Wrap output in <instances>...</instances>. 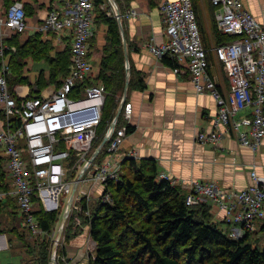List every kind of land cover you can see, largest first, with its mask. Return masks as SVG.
<instances>
[{
    "label": "built area",
    "instance_id": "built-area-1",
    "mask_svg": "<svg viewBox=\"0 0 264 264\" xmlns=\"http://www.w3.org/2000/svg\"><path fill=\"white\" fill-rule=\"evenodd\" d=\"M215 7L214 19L218 30L236 37L230 43L213 48L229 82L227 93L210 74L211 63L200 31L193 0H162L161 12L167 41H151L149 50L155 56L174 57L189 71L198 93H211L217 102V113L210 132H200L203 144L219 145L224 137L235 135L238 141L254 152L264 141V24L245 7L243 0H210ZM114 5V1H111ZM56 7L38 13L41 24L37 31L70 34L71 63L69 73L59 87L51 92L31 96L25 88L9 89L10 65L5 59L8 45L0 44V151L10 188L0 191V201L14 198L25 218L29 233L44 235L34 215L37 196L46 211L59 210L78 185V201L88 202L89 192L84 184L96 183L103 188V202L112 200L106 190L111 181H119L123 172L120 149L128 135L133 104L125 102L122 120L111 133L106 154L98 159L94 150L106 104L103 84H90L95 68L90 59V39L94 35L95 0H61ZM132 14L136 16V12ZM28 29L25 2L15 0L0 10V37L6 32L24 33ZM15 51V49H14ZM135 154L127 158H134ZM87 171L78 180L89 161ZM161 178L170 179L165 173ZM252 183L240 190L221 188L215 181L191 182L188 206L212 201L223 211L231 225L228 235L241 239L264 224V176L251 172ZM176 183L173 179H170ZM76 209L81 208L76 205ZM90 214V211H87ZM57 264L58 255H53ZM68 264V263H67Z\"/></svg>",
    "mask_w": 264,
    "mask_h": 264
},
{
    "label": "trees",
    "instance_id": "trees-1",
    "mask_svg": "<svg viewBox=\"0 0 264 264\" xmlns=\"http://www.w3.org/2000/svg\"><path fill=\"white\" fill-rule=\"evenodd\" d=\"M55 1L56 3L61 2V0H50L49 8L52 9V3ZM115 1L120 11L123 12L124 1L130 0ZM193 1L203 42L208 50L211 63V55L215 57L213 48L230 43L236 37L221 33L215 23L216 41L214 43L216 45L207 46L206 43L210 42L201 24L200 0ZM13 2L8 3V6ZM103 4L105 0H95V7H101ZM211 6L214 17L215 7ZM25 8L28 17L36 14V8L30 3L25 2ZM100 12L99 17L109 27V43L105 47L101 73L98 77L88 80L90 84H98L96 80H100L106 88V104L94 150L100 147L123 103L127 81L124 42L119 22L117 18L107 16L104 11ZM19 34L13 33L11 37L14 38ZM16 46L17 50L12 52L11 70L7 76L12 93L17 86L32 85L29 78L24 75V67L27 65L28 58L35 61L45 59L49 63L50 79L43 74L38 79L42 90L51 78L54 80L66 72L55 86L59 87L62 84L69 73L71 53L70 56L59 53L61 55L53 57L51 51L54 47L39 37L29 43H17ZM163 61L168 66L180 70L174 57L166 55ZM224 75L226 76L225 73ZM129 80L128 91L133 87L134 77L131 75ZM137 86L140 89L145 88L142 80H139ZM42 90L37 93L33 91L30 95L40 96ZM126 102H128V96ZM121 120L120 115L119 124ZM132 130L133 127L130 125L128 133ZM107 146L108 142L101 148L99 160L105 156ZM4 161V157L0 155V190L10 188L4 170ZM106 190L111 192L112 202H98L93 207V216L89 221L91 239L95 245V252L90 257L89 264H264V244L260 241L262 239L260 234H264V224H260L259 230L249 232L244 238H231L228 232L211 221L212 214L209 204L188 206L186 199L190 193L189 190L176 185L168 178H161L154 160L126 158L123 161L121 179L109 182ZM37 198V196L34 197V215L47 235H43L44 238H41L42 236L33 237L36 240L30 242L31 239L27 238L25 233H21L17 227H14L12 231H16L18 236L24 239H21L26 252L23 264H52L53 246L48 236L57 220L58 211H46L41 208L42 205ZM13 203L16 206H13ZM6 208H9L13 215H16V209L19 210L15 199L0 201V234L7 230V228H2L4 222L2 215ZM86 208L84 201L83 209ZM23 220L25 221L24 217ZM254 235L260 237L254 239ZM69 238L70 235L67 236V242ZM57 255V264H67L64 246L58 249Z\"/></svg>",
    "mask_w": 264,
    "mask_h": 264
},
{
    "label": "crops",
    "instance_id": "crops-1",
    "mask_svg": "<svg viewBox=\"0 0 264 264\" xmlns=\"http://www.w3.org/2000/svg\"><path fill=\"white\" fill-rule=\"evenodd\" d=\"M25 2L27 3V0ZM201 2L204 6L200 5L201 24L210 42L206 45L215 46L212 4L210 0H201ZM243 2L252 15L264 24V0H243ZM123 4L125 6L123 12L120 11L119 6H116V10L120 11L121 22L118 14L116 16L120 29L124 32L123 35L121 31L127 71L126 91L128 102L133 104L130 121L133 130L128 133L120 149L121 156L127 158L128 155L135 154L133 157L137 160H154L159 174L165 173L176 182V185H181L186 190H190L193 181L208 180L215 181L224 189L240 190L252 183L251 172L253 170L264 176V142L260 149L254 152L243 146L235 135L224 137L219 145L203 144L198 140L200 132L212 130V121L218 109L217 102L211 93L196 91L192 77L184 64L179 65L180 70L178 71L168 66L163 58L155 56L149 50V42L155 41L161 44L168 40L161 12L162 0H130L124 1ZM9 6L0 0V10ZM38 11L43 12L41 9ZM38 11L35 14L37 18ZM133 11L136 12V16L132 14ZM40 24L39 15L38 22H28L26 32L14 38L6 32L3 39L0 37V44L4 43L10 47L5 56L9 65L12 52L14 49L17 50V43H29L39 37L42 41L54 43L53 52L58 50L56 47L71 45L70 34L51 33L44 36L37 31ZM90 43V59L95 68L96 78L101 73L105 47L109 43V27L98 15L95 17L94 35ZM211 59L210 74L219 84L221 91L227 93L229 85L224 70L213 55ZM1 61L0 57V72ZM26 61L27 65H30L34 60L28 58ZM28 70L30 66L24 68V75L31 81L27 75ZM44 75L49 78L50 67L48 73ZM131 75L134 77V83L132 89L128 91L127 82ZM139 80H142L145 85L144 89L138 88ZM22 87L25 88L23 91L31 94L30 87L27 85H22ZM50 92V87H46L41 94ZM3 126V115L0 114V127ZM88 185H90L88 187L91 188L90 190L84 187L88 192L103 191V188L96 183ZM8 199L14 198L9 197ZM208 204L211 208V221L227 232L231 227L226 223L223 211L212 201ZM8 209L6 208L2 215V221L6 217V223L2 225V228H7V230L0 234V264H14L15 260L11 256V252L14 251L22 253L21 264H23L26 252L21 239H24L20 238L16 231H12L14 227L18 230L23 229V215L18 209H16V215L11 214V210L9 209V212ZM63 246L66 248L68 264H89V259L93 254L91 247L95 248L91 239V231L88 228L72 238L70 244L64 243Z\"/></svg>",
    "mask_w": 264,
    "mask_h": 264
},
{
    "label": "rangeland",
    "instance_id": "rangeland-1",
    "mask_svg": "<svg viewBox=\"0 0 264 264\" xmlns=\"http://www.w3.org/2000/svg\"><path fill=\"white\" fill-rule=\"evenodd\" d=\"M12 1H15V0H3V2L6 3V4L11 3ZM111 1L112 0H105V4H103L101 7H95V15L99 16L101 14L100 11H104V13H106L107 16L112 17V18H117V16H116L117 15L116 6L118 7V4L116 3L115 0H113L114 1V5H112ZM27 2L30 3V5H32L34 8H36V11L41 9V11H43V13H44L48 9H51V8H48L49 5L51 4L50 0H38V2L36 1L37 3L35 2V0H27ZM196 2H197V0H196ZM55 3H56V1L54 3H52L53 4L52 8L56 7L57 4H55ZM40 4L42 5V7L39 6ZM200 5L202 7H204L203 6V2H201V0H200ZM37 14H38V12H37ZM28 22L29 23L30 22H38L37 16L35 15V16L28 17ZM9 33L13 34L11 32H8V34ZM50 44H51L52 47L54 46V43H50ZM56 48L58 49V50H56V52L51 51V55L53 57H56L57 55H61L59 53H63L65 55H69L70 56V46L69 45H64L61 48H59V47H56ZM30 62H32V61H30ZM27 66H30V70L27 71V75L30 77L32 82H35V83H32V85H27V86L31 88V93L33 91L37 93L40 90H42V87L40 86L41 84L38 82V79H40L39 77L41 76V74L44 75L45 73H48V71H49V63L46 60H43V61L42 60H38V61L34 60L32 63H30V65H26L25 67H27ZM65 73H62L60 76L56 77L54 80L51 78L50 82H48L44 88L51 87L52 85L54 86V85L58 84V82H60L62 77H64L63 75ZM37 75H39L38 78H37ZM35 79H37V80L35 81ZM49 79H50V76H49ZM96 82L97 83H103L100 80H96ZM1 106H3V104L0 103V107ZM0 155L3 156L2 150L0 151ZM83 186L88 188L90 185L84 184ZM88 189L90 190L91 188H88ZM80 193L83 194V190H82V192L81 191L79 192L78 189H77V193H76L77 197L79 196L78 194H80ZM89 194H90L89 195L90 199L88 200V202L84 199V201L86 202V205H87L86 209H83L84 201L83 200L78 201L75 198L74 206H73V208H72V210L70 212V215H69L67 221L64 224H63V215L65 213V209H66L67 204H65V206H63L59 210H56V209L50 210V211H58L57 220L55 221L53 229H52L51 233L48 236L49 239H50V242H51V246H53V248H52L53 249L52 257H53V255L56 252H58L59 248H62L64 243H67V244L69 243L70 244V241L72 240V238H75L80 233H82L85 228L90 229L89 221H90V218L93 216V207L96 206L98 202H101V203H105V202H103L102 197H100L101 194H102L101 192L94 193L91 190L89 192ZM111 202H112V200H111ZM108 203H110V202H108ZM76 205L78 207H81V208H78V209L74 208V207H76ZM13 206H16L15 203H13ZM87 211H90V214H87ZM81 213H82V215H81ZM4 223H6V217H4L3 224ZM228 225H230V224H228ZM62 226L64 227L63 235H62V238L59 241L58 246L56 247V251H55L54 250V245H55V243H56V241L58 239L59 230L61 229ZM230 227H231V225H230ZM231 228H229L228 231H231ZM27 230L28 229H27L25 221H24L23 229L21 228L19 231L21 233H25L27 235L26 237L31 239L30 242L31 241L34 242L36 240L35 238L38 237V236H42L41 238L45 237L43 235H33L31 233H30L31 234V236H30V234L28 233ZM44 235H47V233L44 234ZM68 235H70V238H69V241L67 242V236ZM260 236H262V239H260V241H261L262 244H264V238H263L264 234H260ZM260 236L259 235H254L253 238L254 239L256 237L259 238ZM33 237H35V238H33ZM91 250L93 251V254H92V256H93L94 252H95V248L91 247ZM11 256L15 260L14 264H21V259L23 257L22 253H20L18 251H14V252H11ZM51 263H52V260H51Z\"/></svg>",
    "mask_w": 264,
    "mask_h": 264
},
{
    "label": "water",
    "instance_id": "water-1",
    "mask_svg": "<svg viewBox=\"0 0 264 264\" xmlns=\"http://www.w3.org/2000/svg\"><path fill=\"white\" fill-rule=\"evenodd\" d=\"M117 14H118V19H119L120 22H121V15H120V11H119L118 9H117ZM121 31H122V33H123V35H124V32H123L122 29H121ZM123 37H124V36H123ZM124 41H126V40L124 39ZM128 85H129V79H128V82H127V87H128ZM126 98H127V91L125 92L124 99H123V103H122L121 107L119 108V110H118V112H117V115H116L115 119H114L113 122L110 124V126H109V128H108V130H107V132H106V134H105V136H104V139H103V141H102L100 147L97 149V153L100 152L101 148H102V147L108 142L111 133H112L113 130L115 129L116 124H117V121H118V118H119V116L121 115L122 110H123V108H124V104H125V102H126ZM93 161H94V158H92V159L89 161V163L86 165V167L84 168V170H83V171L81 172V174L79 175L78 180H81L82 176H83L84 173L87 171V168L89 167V165H90ZM77 189H78V185H76V186L74 187L73 192H72V194H71V196H70V198H69V201H68V203H67V206H66V209H65V213H64V215H63V224L67 221V219H68V217H69V215H70V212H71V210H72L73 200H74V197H75V195H76V193H77ZM63 231H64V227L62 226L61 229L59 230V236H58V239H57V241H56V243H55V245H54V250H56V247H57L59 241H60L61 238H62ZM52 264H55V259H54V257H53V259H52Z\"/></svg>",
    "mask_w": 264,
    "mask_h": 264
}]
</instances>
